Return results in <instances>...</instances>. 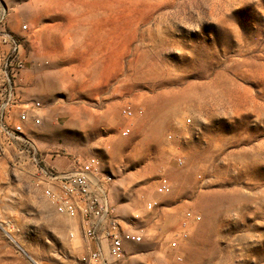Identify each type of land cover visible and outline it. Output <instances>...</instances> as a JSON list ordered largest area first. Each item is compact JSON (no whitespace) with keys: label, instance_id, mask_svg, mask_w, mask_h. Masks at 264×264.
<instances>
[{"label":"rangeland","instance_id":"rangeland-1","mask_svg":"<svg viewBox=\"0 0 264 264\" xmlns=\"http://www.w3.org/2000/svg\"><path fill=\"white\" fill-rule=\"evenodd\" d=\"M0 7L22 40L24 93L43 103L39 149L59 165L96 155L116 213H141L123 264H264V0ZM71 229L0 155V264H71Z\"/></svg>","mask_w":264,"mask_h":264},{"label":"built area","instance_id":"built-area-1","mask_svg":"<svg viewBox=\"0 0 264 264\" xmlns=\"http://www.w3.org/2000/svg\"><path fill=\"white\" fill-rule=\"evenodd\" d=\"M20 30L26 31L27 25ZM24 69L21 37L9 26L6 9L0 7V155L20 167L55 211L71 221L69 237H79L82 250L71 264H123L127 245L143 241V235L130 228L141 213H134L129 221L116 213L96 155L73 156L59 165L39 149L31 127L42 125L43 103L25 95ZM122 113L131 117L133 109L126 105ZM123 133L128 135L130 127L124 126ZM168 188V178L161 176L157 191L164 193ZM146 208L151 210L153 204L148 202ZM186 216L200 219L192 211Z\"/></svg>","mask_w":264,"mask_h":264}]
</instances>
